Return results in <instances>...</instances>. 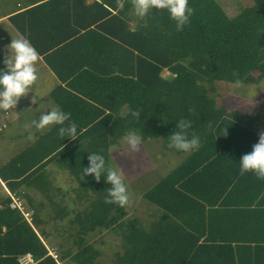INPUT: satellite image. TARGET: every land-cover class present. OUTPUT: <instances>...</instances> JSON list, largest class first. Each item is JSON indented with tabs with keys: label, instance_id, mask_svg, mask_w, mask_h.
<instances>
[{
	"label": "trees",
	"instance_id": "trees-1",
	"mask_svg": "<svg viewBox=\"0 0 264 264\" xmlns=\"http://www.w3.org/2000/svg\"><path fill=\"white\" fill-rule=\"evenodd\" d=\"M41 1L46 0H35L31 9L10 20L46 57L47 51L65 39L44 50L34 40L45 34V22L55 19L52 6L65 0L36 5ZM108 1L111 10L117 8V0ZM246 2V7L230 17L217 0H189L194 13L178 32L163 10L136 19L134 30L129 29L132 5L128 0L110 17V23L120 25L117 33L107 32L109 39L95 33L82 36L95 35L98 43L102 41L99 45L87 39L93 45L86 48L87 55L94 49L111 59L106 61L103 55L101 68L105 70L84 71L87 80L69 85L94 105L61 88L53 94L59 109L71 113L66 124L76 123V140L61 138L56 125L17 159L25 161L27 168L36 166L26 182L49 163L74 178L79 206L68 222L71 230L63 246L56 244L53 235L42 236L36 229L45 223L39 216L45 205H32L30 225L9 207L11 200L6 197L0 207V264H18V258L27 253L36 264H58L62 255L56 262L47 249L57 246L60 250L69 243L75 248L68 251L73 264H96L100 254L94 243L97 232L120 237L124 252L113 264H264V209L258 204L262 180L252 173L240 175L241 158L252 151L261 132L243 125L244 115L220 106L213 96L217 82L236 85V80L244 82L255 72L264 76V0ZM71 32V37L78 33L76 29ZM3 61L0 56V71L6 70ZM53 68L59 75L60 69ZM123 106L127 113L113 125ZM133 111H139L138 120ZM261 115L257 113L254 121L259 123ZM180 119L191 121L188 136H197L200 146L144 192L143 200L157 210L156 220L147 228L128 216V204L105 203L110 185L104 177L99 183L93 176L81 179L83 168L89 166L88 155H102L109 168L110 146L129 131L139 134L142 141L160 139L166 151L183 154L168 147L169 135ZM44 144V152L36 158ZM240 193L244 195L237 201L235 196ZM59 208L68 209L51 206Z\"/></svg>",
	"mask_w": 264,
	"mask_h": 264
},
{
	"label": "crops",
	"instance_id": "crops-1",
	"mask_svg": "<svg viewBox=\"0 0 264 264\" xmlns=\"http://www.w3.org/2000/svg\"><path fill=\"white\" fill-rule=\"evenodd\" d=\"M49 1L51 0H46L45 2L41 1L36 5L39 4L43 5V3ZM126 1L128 0H124V4L126 3ZM108 2H109L108 0H65V1L57 2L52 6L53 10L55 11V13H53L52 15L55 16L56 20L52 19L51 22L49 21L45 22V24L48 26L47 30L43 32L45 34L43 36L40 35L36 36L34 41L36 45H38L43 50L46 46H50L59 40L65 39V41L61 42L56 47L47 51L45 54L48 56L46 57L43 55L40 56V60L37 65V75H38L37 81L29 89L28 96L22 98L18 102L16 106V111L11 116L7 128L0 134V146H1L0 170L3 173H5V175H1L0 173V187L4 189L6 194L5 197L0 199V207L2 206L1 203L2 199L9 197L8 194H10L15 197L21 198V201L23 202L26 211H29L32 214L33 220H34V208H32V205L34 206L45 205L46 207H48V209L45 208L44 211H41L39 213V216L40 217L42 216L41 219L44 221H48L50 218L53 220L64 221L69 217L70 219H68L67 222L73 220L74 217L73 211L79 206L78 203L76 202L77 201L76 195L74 193V191L77 188V183L74 180V178L71 177L70 174H68L71 179L65 178L66 185L72 184L74 182L76 186L74 187L70 186L69 188L67 189L64 188V190H62L63 186L61 185L62 182L59 180L60 178L58 177V173L59 171H64V170H62L59 166H57L56 163H49V165H47L44 169L41 168L42 166L40 167V171L38 172L39 175L37 177L35 176L33 177L32 181L30 179L28 182H26L27 176L32 175L31 173L33 172V170H35L36 166H34L31 169L27 168L24 165L25 161L21 163L17 159L21 153L27 152L28 150L29 151L32 150L31 149L32 146L42 136H45L48 131H50L53 127H55V126H51L48 130L43 132L37 131L35 128H33L32 131L35 134V140L33 141H29L27 139L28 132L24 129L25 121H30L32 114L37 112V110L40 111L38 115H41V112L43 111L47 112L50 111L52 108L59 109L53 95L55 91H57L60 88L67 90L71 92L73 96L79 97L84 101L88 102L89 104L94 105L92 99L90 100L86 99L85 97L81 96L78 93V91L71 90V87L69 85L72 81L77 80L78 83V81L83 82L87 80L88 76L83 74L84 71L94 72L95 70H98V72L100 73L101 71L105 70L101 68L103 55L105 56L106 61L111 59V58L108 59V56L100 50L97 51L91 49V52L87 55L86 48L93 46L92 44L90 45L88 43L89 40L87 39L91 38V40H93V43H98L99 39L95 35L92 36L90 35L91 37L89 36V38H85V37L82 38V36H84L86 33H95L97 35H102L109 39L110 34H108L107 32L116 31V29H118V26L120 25L116 24L115 26L112 23H110L109 20L111 16H114L118 12L119 5H117V8L114 9L112 8L113 10H111ZM33 3H35V0L32 1L31 3L30 1H27L25 3V0H0V56L3 60L7 55L5 51L6 46L11 43L12 38H19V37L27 38L25 34L22 33L21 29L17 27L13 23V21L10 20V17L18 12H25L26 10L31 9L30 7L33 6L32 5ZM105 8H107L108 11H110V14H107L105 12L104 10ZM131 15H132L131 17L132 20L128 23V27L129 29L134 30V27L136 26V19H140V18L134 16L133 9ZM38 19L41 20V17H39ZM43 26L45 27L44 24ZM75 29L77 30L78 33L75 36L71 37L70 36V34L72 33L71 30H75ZM39 37L41 38L37 39ZM114 42L118 44L117 41ZM98 44L99 45L102 44V41L101 43ZM107 48L109 47L107 46ZM116 52H117L116 61H118L119 54L118 51ZM49 54H51V56ZM53 67H55L56 69L57 68L60 69L59 75L55 73ZM106 72H108L107 69ZM33 96H35L38 99V102L36 104L32 103ZM126 113H127V108L126 106H123L119 111V113L117 114V116L115 117L113 121V125L118 124L119 120L123 118ZM261 114L262 115L260 122H261V126L263 127L262 130H264V111H262ZM13 130H15L16 133L13 132ZM253 130L257 132V128H255L254 126H253ZM12 134L14 136H12ZM8 136H10L9 140H8ZM9 141H12L13 143H17V142H28V143L25 144L23 148H20L17 152L9 156V158L8 157L3 158L4 156H1V153L4 151L3 145L5 144L7 145ZM47 144H44L41 147V149H39L42 152H37V155H35L36 158L40 157V155L44 152V149ZM41 145L42 144H40L39 146ZM7 147H13V146L7 145ZM32 154H34V151H32ZM189 154L190 152L186 153L185 158ZM44 161H42V163H44ZM56 179L58 181V185H56L55 182ZM22 180H25V182H22ZM248 182L249 180H246L244 182V185L248 184ZM18 183L22 185L16 186L18 185ZM152 186H150V188ZM259 186L261 188V198L258 204L261 205L262 209H264V180H262ZM150 188H148L147 190H149ZM69 189L73 191V196L69 197L70 195L68 194ZM36 192L37 193L40 192L43 195V200L45 202L38 201L40 195L36 197ZM144 192H142V194L140 195L142 201H144L142 198ZM242 195L244 194L240 193L237 196H235L237 197V201L242 198ZM51 202H53V204H51ZM51 206H66L68 207V209L65 211L62 210V208L51 209ZM71 206L73 208H71ZM150 206L151 209L145 210L146 206L141 202L140 205L137 206L135 210H133L132 214L128 213V216L137 219L140 222L141 226L147 228V226H149L152 222H154L157 217L156 208L153 205ZM128 208H129V203H128ZM251 209H253L252 205H251ZM138 210H143L142 212L145 213L143 215L142 214L136 215V213L139 212ZM42 232L43 231H40L41 235L45 236L46 233H42ZM62 234L63 232L61 231L55 232V235H53V237L62 236ZM109 234H113V233L110 232L95 233L94 241L96 238L99 239L97 242L94 243L95 245L98 244L100 246L98 248L100 254L99 257L97 258V263L99 259L103 256L102 253L106 250L104 248L108 247L109 245L107 241H105V238H108ZM113 235L116 238V242L114 243V245H112L111 248V249L114 248L115 250L113 249V252L111 250L110 264H113L117 256H121L124 252L120 237L115 234ZM74 251L75 248L73 252ZM107 252L108 251H106V254L110 253ZM61 263L66 264L65 262H63V260L62 261L60 260L59 264Z\"/></svg>",
	"mask_w": 264,
	"mask_h": 264
},
{
	"label": "clouds",
	"instance_id": "clouds-1",
	"mask_svg": "<svg viewBox=\"0 0 264 264\" xmlns=\"http://www.w3.org/2000/svg\"><path fill=\"white\" fill-rule=\"evenodd\" d=\"M123 7L124 0H117ZM135 17L144 19L153 10L167 11L170 19L175 23L176 30L183 31L190 22L194 9L189 6V0H130ZM7 55L4 58L6 70L0 71V109L4 111L15 109L18 102L28 96L29 89L38 79L37 65L40 54L27 38H12L11 43L5 49ZM236 86H242V82L236 80ZM38 99L33 96L32 103L36 104ZM139 111H133L132 116L139 119ZM71 113H65L58 108L43 111L39 119L25 121L24 129L28 132L27 139L35 140L32 129L43 132L51 126L59 125L58 134L61 138L68 137L76 140L77 125L75 122L67 123ZM192 127L191 121L180 119L176 123V131L169 135V148L184 153L198 149L200 141L194 134L188 136V130ZM129 154H138L142 150V138L135 131H129L125 137ZM89 166L83 168V180L85 176H93L97 183L101 177L110 185L107 189L105 203L116 204L125 207L129 203L127 187L124 180L116 170L106 168L102 155L89 154ZM246 173L254 174L258 179L264 180V132L259 133L258 143L253 145L250 153L244 154L240 161V175Z\"/></svg>",
	"mask_w": 264,
	"mask_h": 264
},
{
	"label": "rangeland",
	"instance_id": "rangeland-1",
	"mask_svg": "<svg viewBox=\"0 0 264 264\" xmlns=\"http://www.w3.org/2000/svg\"><path fill=\"white\" fill-rule=\"evenodd\" d=\"M217 1L221 5L223 4V9L230 17L236 15V13L238 12V8H244L248 4L246 2L247 0H239L242 3L240 6L238 0ZM163 76L168 77V74L164 72ZM213 94V96L216 98L217 104L230 109V111H237L240 114L244 115V119L242 121L243 125H252V127L254 126L255 128H257V131H264L262 130L263 127L261 126V123L254 121L256 119L257 113L264 111V76L255 72L251 74L249 79L242 82V86H236L225 82H217L215 84V92ZM39 112L40 111L37 110V112L33 113L31 116V120H38L40 117V115H38ZM13 132L16 133L15 130H13ZM12 136L14 135L12 134ZM124 137L125 136L118 138L115 145L110 146L109 166L111 169L116 170L119 174H121L124 180L129 197L128 213L132 214L133 210H135L141 202L146 206L145 210L151 209V206L148 203L142 201L140 195L142 194V192L146 191L148 188H150V186L164 177L173 168H175L185 158L186 153L178 155L168 152L162 147L160 139H146L145 141H142V150L140 153L129 154L128 145L125 142ZM9 139L10 136H8V140ZM27 143L28 142L13 143L12 141H9L7 145L13 147H7L6 144L3 145L4 151L1 153V156H4L3 158H9V156L17 152L20 148H23V146H25V144ZM58 177L62 182V190H64V188L67 189L70 186H76L74 182L72 184L66 185L65 178L68 179L70 178V176L65 171H59ZM55 182L56 185H58L57 179L55 180ZM68 194H70L69 197L73 196V191L69 189ZM39 195L40 197L38 201L45 202L43 200V195L40 192H36V197H38ZM5 196L6 194L4 189L0 187V199ZM45 208L48 209V207L46 206ZM71 208L73 207L71 206ZM138 211L139 212H137L136 215H143L145 213L142 212L143 210ZM40 218H42V216ZM68 219H70V217L64 221L53 220L50 218L40 226L41 228L37 227V231L39 233L40 231H43L42 233H46L47 236L55 235V232L61 231L63 232L62 236H66V232H69L71 230L67 222ZM62 236L53 237V241L56 244H61L63 246L65 240ZM98 239L99 238H96L95 242H97ZM105 241H107L109 245L108 247L104 248L106 249L105 251L103 249L104 252L102 254L104 257L102 256L103 258L101 257L96 264H110L111 250L113 252L114 249L111 248L112 245H114V243L116 242V238L113 234H109L108 238H105ZM96 247L99 248L100 246L97 244ZM49 249L55 250L59 257L60 255H62L63 262H65L66 264H73L69 259V252H73L74 250L73 244L69 243L68 245L62 247L60 250L57 249V246H51V248ZM106 251L110 253L107 252L108 254H106Z\"/></svg>",
	"mask_w": 264,
	"mask_h": 264
},
{
	"label": "built area",
	"instance_id": "built-area-1",
	"mask_svg": "<svg viewBox=\"0 0 264 264\" xmlns=\"http://www.w3.org/2000/svg\"><path fill=\"white\" fill-rule=\"evenodd\" d=\"M15 111H16V108L12 110H8L7 112L0 109V133L3 132L7 128L9 120L11 116L15 113ZM8 196L11 200L9 207L11 209L18 210L23 216V218L25 219V221L31 225L33 221L32 214L29 211H26V208L23 202L21 201V198L15 197L10 194H8ZM47 250H48V255L51 256L56 262H58L59 256L57 255L55 250L53 249H47ZM17 262L18 264H36L37 263L34 257L29 253L20 256Z\"/></svg>",
	"mask_w": 264,
	"mask_h": 264
}]
</instances>
